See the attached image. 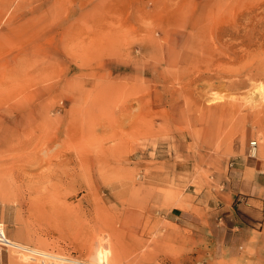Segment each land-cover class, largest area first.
<instances>
[{
  "label": "rangeland",
  "instance_id": "rangeland-1",
  "mask_svg": "<svg viewBox=\"0 0 264 264\" xmlns=\"http://www.w3.org/2000/svg\"><path fill=\"white\" fill-rule=\"evenodd\" d=\"M252 140L264 0H0V222L71 260L25 264H187Z\"/></svg>",
  "mask_w": 264,
  "mask_h": 264
},
{
  "label": "crops",
  "instance_id": "crops-1",
  "mask_svg": "<svg viewBox=\"0 0 264 264\" xmlns=\"http://www.w3.org/2000/svg\"><path fill=\"white\" fill-rule=\"evenodd\" d=\"M264 145V144H263ZM251 156L247 147L236 156L221 190L205 214L186 215L179 224L182 256L203 264H264V146Z\"/></svg>",
  "mask_w": 264,
  "mask_h": 264
},
{
  "label": "bare ground",
  "instance_id": "bare-ground-1",
  "mask_svg": "<svg viewBox=\"0 0 264 264\" xmlns=\"http://www.w3.org/2000/svg\"><path fill=\"white\" fill-rule=\"evenodd\" d=\"M261 148H263V147L261 146ZM0 226H1V228L4 229V233L6 235V238H7V242H8L9 247L15 248V249H20V250L25 251V252H29V253L23 252V254H20L18 252L20 254L19 256L11 252L10 253V260H11L12 264H25L27 262V260H31V259L34 260V261L36 260V262H39V261H37V260H39L37 258V256H40V257L41 256L42 257L44 256L42 260H44V258L47 257V258H52V259H57V260L59 259V260L64 261L66 263L69 262V261H71V260H69L67 258L54 255L53 253L49 254V253H46V252H44V251H42L40 249H34L33 247L31 248L29 246L22 245V244L16 242L15 240H13L12 238H10L8 236L7 230H6V226H5V224L3 222H0ZM30 253H32L34 255H31ZM105 255L106 254H105V252L103 250H100L99 251V254L97 255V261L99 262V264H106V263H108V261H107L108 259L106 260V256ZM48 262L50 263L51 261H48ZM53 262L55 263V260ZM89 264H92V263H89ZM108 264H110V263H108Z\"/></svg>",
  "mask_w": 264,
  "mask_h": 264
},
{
  "label": "built area",
  "instance_id": "built-area-1",
  "mask_svg": "<svg viewBox=\"0 0 264 264\" xmlns=\"http://www.w3.org/2000/svg\"><path fill=\"white\" fill-rule=\"evenodd\" d=\"M257 148H258V141L252 140L250 142V154L252 156H255L257 154ZM0 246L2 247H9L6 235L4 233V229L0 226Z\"/></svg>",
  "mask_w": 264,
  "mask_h": 264
}]
</instances>
